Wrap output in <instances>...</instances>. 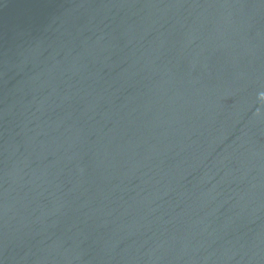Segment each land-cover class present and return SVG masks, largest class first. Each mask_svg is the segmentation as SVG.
<instances>
[{"label":"water","instance_id":"95a60500","mask_svg":"<svg viewBox=\"0 0 264 264\" xmlns=\"http://www.w3.org/2000/svg\"><path fill=\"white\" fill-rule=\"evenodd\" d=\"M0 264H264V0H0Z\"/></svg>","mask_w":264,"mask_h":264}]
</instances>
